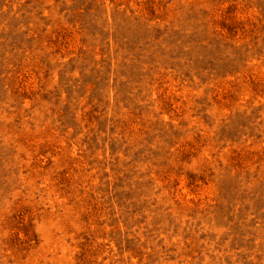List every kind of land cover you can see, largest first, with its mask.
Segmentation results:
<instances>
[{
	"label": "rangeland",
	"instance_id": "obj_1",
	"mask_svg": "<svg viewBox=\"0 0 264 264\" xmlns=\"http://www.w3.org/2000/svg\"><path fill=\"white\" fill-rule=\"evenodd\" d=\"M0 264H264V0H0Z\"/></svg>",
	"mask_w": 264,
	"mask_h": 264
}]
</instances>
